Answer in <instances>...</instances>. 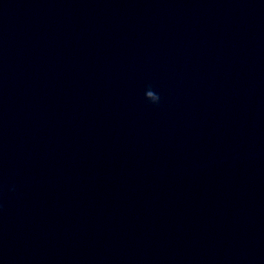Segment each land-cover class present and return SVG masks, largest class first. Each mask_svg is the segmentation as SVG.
Here are the masks:
<instances>
[{
  "label": "clouds",
  "instance_id": "1",
  "mask_svg": "<svg viewBox=\"0 0 264 264\" xmlns=\"http://www.w3.org/2000/svg\"><path fill=\"white\" fill-rule=\"evenodd\" d=\"M145 99L151 102L153 105H158L160 103V96L151 87L147 88L144 93Z\"/></svg>",
  "mask_w": 264,
  "mask_h": 264
}]
</instances>
